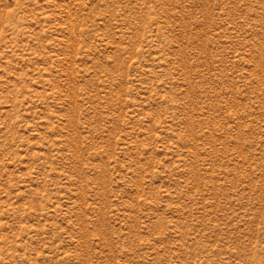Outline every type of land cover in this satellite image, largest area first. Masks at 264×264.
Segmentation results:
<instances>
[{"label": "rangeland", "instance_id": "obj_1", "mask_svg": "<svg viewBox=\"0 0 264 264\" xmlns=\"http://www.w3.org/2000/svg\"><path fill=\"white\" fill-rule=\"evenodd\" d=\"M0 264H264V0H0Z\"/></svg>", "mask_w": 264, "mask_h": 264}]
</instances>
